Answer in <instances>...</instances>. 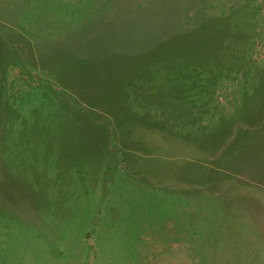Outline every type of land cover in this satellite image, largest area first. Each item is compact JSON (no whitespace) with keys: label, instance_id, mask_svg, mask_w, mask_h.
I'll use <instances>...</instances> for the list:
<instances>
[{"label":"rangeland","instance_id":"374dc122","mask_svg":"<svg viewBox=\"0 0 264 264\" xmlns=\"http://www.w3.org/2000/svg\"><path fill=\"white\" fill-rule=\"evenodd\" d=\"M0 264H264V0H0Z\"/></svg>","mask_w":264,"mask_h":264}]
</instances>
